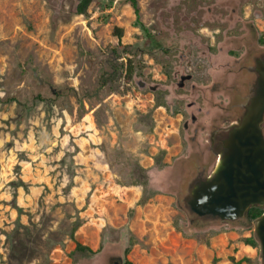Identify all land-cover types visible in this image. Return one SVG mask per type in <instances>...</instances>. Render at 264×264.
Masks as SVG:
<instances>
[{"label":"rangeland","instance_id":"rangeland-1","mask_svg":"<svg viewBox=\"0 0 264 264\" xmlns=\"http://www.w3.org/2000/svg\"><path fill=\"white\" fill-rule=\"evenodd\" d=\"M135 1L144 30L130 0H0V264H263L254 222L184 197L251 94L264 0Z\"/></svg>","mask_w":264,"mask_h":264},{"label":"water","instance_id":"water-1","mask_svg":"<svg viewBox=\"0 0 264 264\" xmlns=\"http://www.w3.org/2000/svg\"><path fill=\"white\" fill-rule=\"evenodd\" d=\"M254 71L251 97L222 137L210 143L215 165L190 183L184 204L190 214L219 223L240 221L249 208H263L253 234L264 264V56L255 60Z\"/></svg>","mask_w":264,"mask_h":264},{"label":"trees","instance_id":"trees-1","mask_svg":"<svg viewBox=\"0 0 264 264\" xmlns=\"http://www.w3.org/2000/svg\"><path fill=\"white\" fill-rule=\"evenodd\" d=\"M91 2H92V0H79V2L76 5V8H75L76 14L77 15H84L86 13L87 8L89 7ZM130 4H131V7L133 9L137 24L140 26L141 29L144 30L143 25L139 22V13H138V7H137V4H136V1L135 0H130ZM114 33H115V35L117 37V40L120 41V39L122 37V30L115 28L114 29ZM125 73L128 76L131 75V65H130V63L126 64ZM262 211H263V208H261V207H258V206L251 207L245 213V219L247 221H249V222H254L261 215ZM254 245H256V243ZM75 251L77 253L82 254V255H85V252H91V250H89L86 247H82L79 244H76Z\"/></svg>","mask_w":264,"mask_h":264},{"label":"flooded vegetation","instance_id":"flooded-vegetation-1","mask_svg":"<svg viewBox=\"0 0 264 264\" xmlns=\"http://www.w3.org/2000/svg\"><path fill=\"white\" fill-rule=\"evenodd\" d=\"M256 46H257V44H251V45H247V48H243L244 47V45H243V53H246L247 54V52L249 53V55H251L253 52L255 53V51H257L256 50ZM241 47V45H237V48H233L234 50H228V53H232V55L234 56V55H238V53H239V51H240V48ZM258 48H261V46H259L258 45ZM262 56H264V54H262V55H260V56H258V57H253L252 58V65H251V68L250 69H247V70H242L241 69V67H239V69H240V71H241V73H243L245 76H248V82L246 83V84H242V86H249V89L251 90V94H250V96L247 98V100H245V102H244V104L248 101V99L251 97V95H252V93H253V91H254V85H255V80H254V77H255V71H254V66H255V60L256 59H260ZM228 57H230V58H232L231 56H228ZM234 61H236L237 59H233ZM240 102H241V100H240ZM224 124V123H223ZM221 128L222 127H224V125H222V126H220ZM224 129H221V130H219V132H218V135H217V141L220 139V137H222V135L224 134ZM216 142V141H215ZM209 145H210V142H209ZM197 179H200V178H197ZM202 179V178H201Z\"/></svg>","mask_w":264,"mask_h":264}]
</instances>
